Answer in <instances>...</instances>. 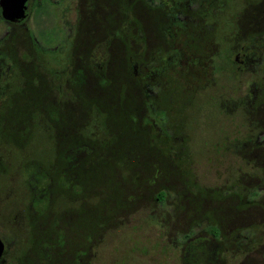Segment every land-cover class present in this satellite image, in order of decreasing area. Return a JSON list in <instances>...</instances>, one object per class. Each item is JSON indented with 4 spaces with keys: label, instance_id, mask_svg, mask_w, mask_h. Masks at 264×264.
I'll return each instance as SVG.
<instances>
[{
    "label": "rangeland",
    "instance_id": "374dc122",
    "mask_svg": "<svg viewBox=\"0 0 264 264\" xmlns=\"http://www.w3.org/2000/svg\"><path fill=\"white\" fill-rule=\"evenodd\" d=\"M159 1L125 0V6L116 7L121 4L116 0H29L26 24L10 25L0 18V238L7 246L2 264H42L47 260L44 250H48L42 247H53L59 234L66 244V253L61 251V257L78 256L75 249L81 247V255L86 251L82 264H184L185 251H189V264H264V72L256 67L261 59L254 58L250 51L245 70L235 74L236 67L229 57L238 53L235 37H239V27L231 29L230 35L226 29L219 34L216 31L217 45H210L206 55L194 52L193 44L184 50L183 35L177 33L176 50L184 59L178 54L175 85L180 91L175 101L183 105H175L178 110L170 120L152 122L153 130L162 131L157 136L160 140L139 135L138 111L133 113L135 122L128 120L129 104L126 102L124 108L108 103L104 97L107 92L100 89L97 100L105 102L100 105L106 117H101V123L109 128V133L104 131L99 137L105 147L97 145L103 148L101 151L88 146L58 152L59 141L54 143L53 137L59 133L60 124L65 126L66 121L76 117L73 113L78 108L89 109L86 94H92L91 86L78 89L77 104L71 110L67 108L69 114L53 118L50 107L44 114L38 113V105L46 104L43 99H49L46 105L58 101L60 89L65 88V74L74 70L71 57L76 53L96 52L92 71L106 85L107 77L115 79L108 74L118 71L120 60L116 54L124 43H129L120 37L111 47L103 44L107 24L111 23L112 29L124 26L134 36V44L129 45L135 53L141 42L137 39L139 28L142 30L140 21H144L150 41L146 44L161 49L160 37L153 29ZM174 1L179 12H173L171 18L162 16V12L158 20L165 28L175 24L179 30L187 22V5L193 0ZM207 2L194 0L190 10L199 12V16L213 13L216 20L224 21L236 14L241 17L238 12L248 8L244 0H211L207 10ZM256 5L262 7L264 0ZM209 26L207 32H211ZM84 27L92 35L91 49L90 44L84 48L81 43L89 39ZM27 31L35 36L37 47L30 45ZM105 52L109 55L106 58ZM185 52H192L191 61L197 64L188 65L189 55ZM170 54L163 52L162 56ZM133 59V71L140 74V58ZM149 60L150 70L154 61ZM85 63L89 65L90 61ZM201 68H206L204 74ZM160 89L151 84L146 87L151 94ZM198 89L197 95L184 93ZM107 90L113 91L111 85ZM164 102L165 108L171 109L169 98ZM150 115L154 116L153 109ZM81 116L86 117L83 122L89 120L88 115ZM27 118L32 119L33 129L23 121ZM21 121L24 128L19 130ZM54 124L57 128L49 132L48 125ZM38 128L47 135L42 137L40 131L35 134ZM145 128L146 133L154 134ZM68 162L83 186L74 185L70 190L66 182L56 178L57 168ZM35 172L39 174L32 179ZM26 184L36 190L35 197L43 195L38 186L48 187L50 193L46 209L39 207L41 203L34 205L40 214L34 220L35 231L23 217L28 213L30 196ZM59 185L70 195L84 190L81 205L87 213L67 211L64 215L69 203L56 196ZM161 192L165 193L163 201L157 198ZM91 207L95 212H89ZM48 217L59 220L62 231L51 228ZM214 225L221 232L218 242L207 235Z\"/></svg>",
    "mask_w": 264,
    "mask_h": 264
},
{
    "label": "flooded vegetation",
    "instance_id": "af4514ba",
    "mask_svg": "<svg viewBox=\"0 0 264 264\" xmlns=\"http://www.w3.org/2000/svg\"><path fill=\"white\" fill-rule=\"evenodd\" d=\"M124 1L125 0H120V2L119 1L117 2L116 0L117 3H121V4H117L116 7L125 6L124 3H122ZM258 1H261V0H244L245 5H247L248 8L245 10V12H241V11L238 12V14L239 13L242 14L243 18L242 16L237 17L238 15L236 14L234 17H228V19L222 21V20H216L217 18L215 17V14L213 13L211 14L212 16L208 15L207 12L199 16L197 15L199 12L191 11L190 7H192V4L194 2L193 0V2H190V4L187 5V10H186L187 11V15H186L187 22L185 20L186 23L182 25L181 28H179L180 31L183 30L184 32H180L175 24H172L171 26L167 25L165 28L161 24L160 20H158L159 15H161L162 12H163L162 16L166 18H167V15L170 17V15L173 14V12L177 14L179 12L178 11L179 8H176L177 2L174 0H169V1L160 0L159 1L160 4L158 6H155V10H154L155 13H158V17L153 23V29H154V32L156 31V33L160 37L159 45L162 50L158 48V46L153 49L146 44V43H150V41L148 40L149 32H148V29H146L145 27L146 24L144 21L142 22L140 21V27L142 28V30L139 28L138 33H137L138 35L137 39L138 41H141V42L137 43L139 46V51L137 50L135 53L131 51V47L129 45L130 43L134 44L133 43V41H135L134 36H131L130 32L128 33V30L126 32L124 26L120 28L112 29L113 26L111 25V23L107 24L106 25L107 27H105L107 34H106V38L103 41V44H105L108 47H111L113 40L114 39L117 40L120 37L125 39V42L129 43V44L124 43L123 44L124 46H122L119 49L118 53L116 54L117 59L120 60L118 71L116 70L114 74L113 73L108 74V76L114 77L115 79H110L109 77H107V85H106L104 84V81L101 79H98L95 73L92 71L93 70L92 66L95 64V61L97 60L96 52L93 51L92 53H89V54H86L85 52H83L82 55H79V53L78 54L76 53V55L74 54V56L71 57V59L73 60L72 67L74 70H72V73L65 74L66 78H65V81L63 82L65 83V88L60 89L62 90L61 91L62 96L61 94H59V99L61 98V100L58 99V101H54V102L50 100L52 101L50 102L51 104L46 105L47 100L49 99L47 100L43 99V102L45 101L46 103L45 106H43V104L38 105V107L41 108V110L39 109L38 113L41 112L42 114H44V111H46L50 107L53 113L51 114L52 117L60 118V116L62 117L63 113L69 114V110L67 108H70L71 110V108H74L73 106H76L77 102L75 101H77L78 99L77 98L79 94L78 89L84 86H91L90 92H92V94L91 93L86 94L87 95L86 102L89 103V109H85L81 111V109L78 108V111L73 113L74 117L75 116L76 117L73 120L66 121L65 126L60 124L59 133L57 132V136L53 137L54 143L55 141L56 142L59 141L57 143L58 145L57 149H59L58 152L60 151L67 152V151H71L72 149L74 150L75 148L82 149L88 146L97 147V145L98 147H103V148L105 147L103 146V142L99 141L101 140L99 139V137L103 135L104 131H107L109 133V128L105 126V124L103 125L101 123V117L104 119H106V117H104V112L102 111V106L100 105V104H104L105 102L100 103V101L97 100V96H98L97 93L98 91H100V89H102L103 92L105 91L107 92L104 97L108 99L107 101L108 103L110 104L112 103V105L113 104L121 105L124 108H125L126 102L129 104L128 111L126 112L128 114V118H127L128 120L134 119L133 113L138 111L137 114L139 116V119H138L139 135H144L146 137L148 136L147 138L151 140L153 139L154 141L160 140L157 138V136L161 135L162 131L157 128H156L157 130L156 129L153 130L152 122L160 124V122L162 121L170 120L172 115L174 116L176 115L174 111L178 110V107H176L175 105L182 104V103H177L175 101L176 95L180 91V89L177 88V85H175V80L177 76L176 67H175L176 60L179 57V55L181 56V54L178 53L176 50L177 49L176 47L177 33H180L183 35L181 38L182 39L181 46L184 47V50L188 47L189 44H193L194 52L202 51L201 55H206V50H209L210 45H217L216 44L217 42L215 43V39H214V38L217 39V35H215L216 31H217V34H219L220 33L219 31L221 29L223 30L226 29L227 30L226 34L230 35L232 32L231 29H235L239 27V37L238 36L235 37V41H237V43L239 44V50H238V53L231 55L229 57L230 64H233L236 67L235 74H239L243 69L245 70V67L248 63V52L250 53V51L254 58H259V60L261 59V62L260 63L258 62L256 67L258 71L264 72V5H261L262 7H257L258 5L256 4ZM210 3H211V0H208V2L206 3L207 10H209ZM223 4L224 2L221 5ZM145 8L149 10V7L147 6V4H145ZM130 9L131 7L128 8L129 11ZM0 13H1V10H0ZM222 13H223V10L221 14ZM29 16H30V11H29V0H28L26 19L24 21H21L20 23H15V24H11L8 22L7 23L10 25H15V26L20 25L21 26V25L26 24ZM0 18H1V15H0ZM205 19H209L213 21L206 22ZM200 22H203V24L199 25ZM209 25H212L211 32H207L208 30H206L210 28ZM148 28L150 29L149 25H148ZM84 30H85L84 31L85 37L92 36V35H89V33H87L88 27H84ZM27 37H28V40L29 39L31 40L30 45L33 47H37L38 44L36 43L35 36L30 35L28 33ZM90 37L88 40L86 39L82 40L81 43L85 45L84 48H86L87 43L90 44V49L93 48V44H92ZM233 37L234 35H231V38ZM81 45L82 44H80V46ZM80 46H79V49H80ZM97 48H98V45H97ZM77 50L75 49V51ZM168 51L171 54L169 55V57L164 58L162 56L163 52H168ZM186 54L189 55V56L186 55L187 57L186 61L188 65L189 64L194 65L195 60L191 61V58H190V56H192L191 55L192 52L191 53L188 52ZM103 55H105V58L106 56L107 57L109 56V55H106V52ZM136 56L140 58L139 63L140 65H142V68H143V72H141L140 74L139 72L135 73V71H133L134 67H133L132 61H134L133 58ZM114 57L115 55H113V58ZM211 57L213 58L214 56H211ZM148 58H151L154 61V66L150 70L147 67L150 65L149 63H151L152 61L149 60L147 62ZM182 58L184 59V56ZM86 60L90 61L89 65L85 63ZM195 64L197 63L195 62ZM100 68L103 69L104 64L100 66ZM35 69L37 68L35 67ZM200 70H201V73L203 74L206 72L205 71L206 68H201ZM36 76L39 77V74H36ZM130 78L132 79L130 81L132 85H130V82H129ZM162 83H164V85H162ZM149 84H151V86L157 85L158 88H162V89H160L158 92H156L157 91L156 89V91H153L154 94L152 93L153 94L152 95L151 92L148 93L146 90V87ZM110 85H111V88L113 89L112 92L107 90ZM37 87L42 88V85H38ZM199 91L200 89H198V91L197 90H190L188 92L184 91V93L192 92L195 95H197V93H200ZM89 95L91 96L89 97ZM166 97L169 98L170 100L171 109L169 110L165 108V105H164L165 103L164 98ZM134 98L135 100L133 101ZM156 107L159 109H156V111H154ZM174 107H176L177 109H174ZM221 107H224V105H221ZM151 109H153L154 116L150 115ZM83 112L84 114H82ZM180 114H178L179 116L177 115V120H178L179 125H181L180 120H182L180 118ZM81 115H88L89 120L86 122H83L82 118H86V117H83ZM23 121L24 122L27 121L28 126L29 127L31 126L32 129L34 128V123H32V119L27 118L26 120H23ZM23 121L20 122L19 124L20 126L19 125L17 126L19 130H22L24 128V126L21 125ZM132 121L135 122V119ZM43 122L44 120L41 121V124H43ZM134 124L135 123H133L132 125ZM98 125L100 127H98ZM57 126L58 125L56 124H54L53 126L48 125V131L50 132V129H51L54 132ZM38 127H41V125L40 126L38 125ZM145 127H149L150 131H154L153 132L154 134L151 135L150 133H146ZM131 130L135 131L133 129ZM38 131L41 132V130L38 128V130H35V134ZM41 133H42V137H44L43 135H47V134H43V132ZM181 134L184 135L183 132ZM154 135H156V137H153ZM42 137L40 135V138ZM169 137L170 136H165L166 139ZM65 142L66 143L68 142L67 145L65 144ZM65 146L67 147L65 148ZM98 147L91 148V149L96 150V151L98 149L100 151L103 149V148L100 149ZM253 147L254 146H252V148ZM78 160L79 159L76 160V163L78 162ZM57 167L58 165L56 166V168ZM57 170L58 171H57L56 178L59 176L62 182H66L68 184V187L70 190L72 187H74V185L81 186L82 184L83 186V182L80 181V176L78 175V173H76L77 171L70 169L69 162L67 164L60 165V168L59 169L57 168ZM38 174L39 173L35 172L32 175V179L36 177ZM25 186L29 190L27 194H29L30 196H29V201L27 205L28 213H25L26 215L23 217H25V219L28 220L29 226L33 228L35 231L37 227V223L34 220H36L40 216V214L38 213L39 211L35 209L34 205L35 203H38V205H40L39 203H41L39 207L44 208V209H46L47 206H49V202H50L49 188L46 186L42 187L43 185L38 186V188L40 189L39 193H43V195L35 197L36 190L28 188V184H26ZM60 188L61 186L59 187V192L56 193L57 194L56 196H58L59 198L63 197L64 199H67L69 203V208H68L69 210H63L62 212L64 213V215L67 213V211L87 213L86 211L87 209L83 207L84 205H81V203L84 202V199H85V197H83L84 190L80 191L77 195H70L71 192L69 190H65L63 188L60 189ZM42 197H45V199L42 202H40ZM79 206L81 207L77 209ZM47 211L50 214L51 211L50 210H47ZM90 211L95 212V208L91 207L89 212ZM16 217L17 215L14 216V218ZM46 220L51 221L52 223L51 228L59 229V230H55L56 232L62 231V229L60 228L61 222L59 220L57 222V220H54L53 217H48L46 218ZM34 224H36V227L34 226ZM49 224L50 222L47 223L48 227H49ZM212 228L218 233V237H220L221 232L219 228L215 225L212 226ZM35 235H36V232H35ZM59 235H56L57 236L55 237L56 241L52 243L53 247L52 246L49 247V245L44 246V248L42 247V250H44L45 248L48 249V250H44V252L47 253V254L44 253L47 260H45L42 264H82L84 263L85 260L83 256H84V252L86 251H84L83 255H81L83 251L81 247H78L77 249H75L78 252V256L75 254L73 257L71 255H69L68 258H65V256L64 257L62 256L63 258L61 257L60 255L61 251L64 254L66 253V244H65V241L61 239L62 235L60 236ZM47 236H54V235H47ZM58 236L60 237V239H58ZM2 243L4 245V249L0 257V264H2L5 261L4 259L7 256L6 243L3 241ZM50 248L52 251H55L58 254V258L56 257V253L52 252ZM51 253H54V256H51ZM90 253H92V256H90L92 257L90 260H92L94 257V251L92 247L90 249Z\"/></svg>",
    "mask_w": 264,
    "mask_h": 264
},
{
    "label": "water",
    "instance_id": "95a60500",
    "mask_svg": "<svg viewBox=\"0 0 264 264\" xmlns=\"http://www.w3.org/2000/svg\"><path fill=\"white\" fill-rule=\"evenodd\" d=\"M28 0H0L1 18L11 24L24 21L27 16ZM4 245L0 239V257L3 253Z\"/></svg>",
    "mask_w": 264,
    "mask_h": 264
},
{
    "label": "trees",
    "instance_id": "16d2710c",
    "mask_svg": "<svg viewBox=\"0 0 264 264\" xmlns=\"http://www.w3.org/2000/svg\"><path fill=\"white\" fill-rule=\"evenodd\" d=\"M157 198H158V200L163 201L165 199V193L161 192L160 194H158ZM207 235L210 236V238H212V240H216L217 242L219 241L218 233L215 230H213L212 226L208 228ZM188 252L189 251H185L182 254L183 255L182 260H183L184 264H186L188 262L186 259V257H189ZM187 264H189V263H187Z\"/></svg>",
    "mask_w": 264,
    "mask_h": 264
}]
</instances>
